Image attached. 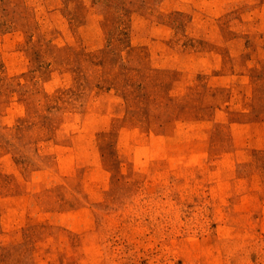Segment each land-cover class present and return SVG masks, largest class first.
Masks as SVG:
<instances>
[{
	"label": "rangeland",
	"instance_id": "rangeland-1",
	"mask_svg": "<svg viewBox=\"0 0 264 264\" xmlns=\"http://www.w3.org/2000/svg\"><path fill=\"white\" fill-rule=\"evenodd\" d=\"M0 264H264V0H0Z\"/></svg>",
	"mask_w": 264,
	"mask_h": 264
}]
</instances>
